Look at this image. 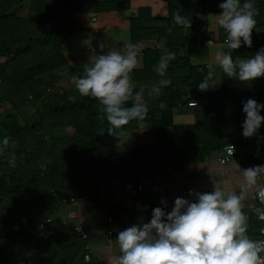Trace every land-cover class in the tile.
Instances as JSON below:
<instances>
[{
    "label": "trees",
    "instance_id": "trees-1",
    "mask_svg": "<svg viewBox=\"0 0 264 264\" xmlns=\"http://www.w3.org/2000/svg\"><path fill=\"white\" fill-rule=\"evenodd\" d=\"M165 1L169 15L162 20L154 19L147 8L133 15L131 0H0V104L11 105L7 113L0 115V264H100L93 258L85 261L88 251L75 240L72 225L52 224L58 204L88 193L111 178L122 184L139 183L143 174L176 162L177 140L171 137L182 139L199 129L210 130L212 123L190 125L185 131L173 132L159 140L162 144L138 143L137 137L144 129L170 127L177 107L205 102L210 114L218 101L216 87L206 92L197 88L209 73L208 66L198 59L207 56L205 41L212 36L203 30L208 23L202 11L204 0ZM253 2L259 9L253 46H242L232 53L233 59L250 58L264 49V0ZM86 4L88 7H84ZM217 4H220L217 0L212 1V13L218 11ZM24 9L27 15H21ZM89 10L87 14L91 17L129 14L131 42H145L138 57L139 65L130 74L134 91L140 90L138 83L168 81L158 97L149 95L150 89H145L144 102L149 111L144 120H133L114 129L98 118L96 100L80 95L75 86L69 91L54 88L59 71L68 65L63 46L73 33L82 29L84 12ZM176 13L187 17L191 28L174 24ZM165 20L167 36L160 46L161 28L154 24ZM96 36H100L97 31ZM154 38L157 44H149ZM100 39L97 38L96 45ZM121 48L124 51V46ZM166 52H174L176 58L169 62L162 78L154 69ZM223 88L224 105L218 107L219 111L227 112L229 107L236 116L233 123L227 114L221 117L226 132L221 143L205 142L208 147L200 145L189 151L199 158H207L213 151L223 152L233 142L232 133L243 132L244 119L238 117L245 116L244 102L251 98L264 104V77L241 82L235 77L229 79L223 72ZM50 97L54 99L47 101ZM35 103H40L36 115L21 122L18 111ZM161 103L166 107L162 109ZM5 137L9 138L7 147L3 145ZM121 137L127 140L119 145ZM71 140L74 155L64 159L61 153L70 148L63 145L72 144ZM13 155L14 168L8 164ZM257 224L259 230L264 221Z\"/></svg>",
    "mask_w": 264,
    "mask_h": 264
},
{
    "label": "clouds",
    "instance_id": "clouds-1",
    "mask_svg": "<svg viewBox=\"0 0 264 264\" xmlns=\"http://www.w3.org/2000/svg\"><path fill=\"white\" fill-rule=\"evenodd\" d=\"M212 1L210 11L204 13L207 20L212 14ZM219 7L221 13L213 16L217 26L226 33L223 45L226 50L216 54L217 64L229 79L235 77L241 82H254L264 77V49L238 61H234L232 56L242 45L253 46L252 35L259 9L253 0H223ZM173 21L176 25L191 28V21L179 13L173 16ZM203 30L211 33L208 23ZM214 42L211 36L205 41V46L209 47ZM98 47L101 52H92L84 74H74L72 84L80 95L98 102V118L106 120L112 128L120 129L130 121L144 120L149 111L144 102L145 88L134 91L130 75L139 65L138 57L145 47L143 42L126 43L123 52L112 50L104 53V45L99 44ZM175 58L174 52L162 55L154 69L157 75L165 77L169 62ZM212 77L210 70L197 88L201 92L214 89L216 84ZM167 83L166 79H160L151 86L149 95L160 96ZM160 107L163 109L166 105L161 103ZM243 112L242 135L246 139L254 138L264 126V116L261 115L264 104L249 98L243 103ZM8 144L9 138L5 137L3 145L7 147ZM8 164L13 168L16 166L14 155ZM244 176L247 184L255 187L256 198L264 204V186L258 184V179L264 177V165L245 169ZM189 195L195 196V200L177 197L171 212L156 207L149 222L119 231L116 237L121 252L118 264H264V240H253L247 235V217L241 196L235 193L225 195L218 188L203 193L190 190ZM163 203L167 207V202ZM255 211L264 221V210ZM87 254L91 260V254Z\"/></svg>",
    "mask_w": 264,
    "mask_h": 264
},
{
    "label": "crops",
    "instance_id": "crops-1",
    "mask_svg": "<svg viewBox=\"0 0 264 264\" xmlns=\"http://www.w3.org/2000/svg\"><path fill=\"white\" fill-rule=\"evenodd\" d=\"M194 1L198 2V0ZM217 1L218 3L223 2V0ZM219 5L217 4L218 11L213 12L208 19V27L215 42L206 48L207 58H200V62L207 65L209 71H212V80L215 81L219 92L215 109L209 114L205 102H200L195 107L189 105L177 107L174 109L173 124L170 127L144 129L140 132V137H155V140L158 139L156 137L166 138L171 136L170 134L173 132L187 130L190 125L200 126L204 123H212L210 130L207 127L193 131L185 138L183 136L182 139L185 144H180L178 149L175 148L178 157L174 166L171 165L159 171L143 174L138 184H144L145 190L135 197L124 190L120 181L111 178L97 188L90 189L87 194L85 193V196H81V194L66 202L61 201L57 206V211L53 214L52 224L64 223L73 227L80 225L84 228L86 237L83 238L75 234L74 238L82 249L88 251L92 258L100 264H118V258L121 255L117 240H111L107 235V231L111 228L108 218L114 219L113 230L115 237H117L119 231L134 224L149 222L152 211L156 207L163 208L165 212H171L177 197L195 200V196L189 195L190 190L203 193L218 188L225 195L235 193L241 196L243 211L247 217V235L253 240L258 237L257 222L260 219L255 210H264V204L256 198L255 187L247 184L244 170L257 165H264V128L262 127L259 134L252 139L244 138L240 131L232 133L231 140L233 142L230 144L236 142L237 152L235 158L225 164L220 161L222 151H213L207 158H199L194 152H189L194 148H199L200 145L208 147L205 142L221 143L226 135L224 125L220 120L221 117L227 114L229 121L233 123L236 116L229 107H227V112L219 111L220 108H218L224 105L223 100L225 98L223 95V71L217 64L215 57L218 52L226 50L223 47L226 33L217 26L216 17L213 16L221 13L222 10H219ZM143 8L149 9L154 19L163 20L169 15L168 4L165 0H131V13L133 15L139 14V10ZM129 17V14L125 16L100 14L99 18L93 16L88 20L84 15L82 29L79 31L82 32L81 34H85L87 39L95 35V31H97L101 35L100 44L104 45V51H108L110 45L121 48L126 43H132L129 37V29L132 26ZM93 19L97 20L93 22ZM154 25L161 28L159 45L163 46L167 36L166 20L159 21ZM84 28L88 31H82ZM107 35L111 36V40H104ZM96 37L100 38V36ZM142 42L145 45V42ZM96 43L92 42V44ZM152 43L157 44L155 38L149 41V44ZM240 59H245V57L234 58V61ZM153 84H155L154 81L138 83L137 86L150 89ZM32 109L36 111L35 108ZM210 115L212 116L211 122ZM238 118L243 120L245 116L241 115ZM215 119L218 120L215 121ZM204 130L206 131L204 132ZM192 141H195L194 144L196 145L187 144ZM202 143L204 144L202 145ZM143 145L150 144L143 143ZM152 184L163 188L166 191L165 194L155 195L151 193L149 186ZM258 184L264 186V177L258 179ZM164 201L167 202V207H165Z\"/></svg>",
    "mask_w": 264,
    "mask_h": 264
},
{
    "label": "rangeland",
    "instance_id": "rangeland-1",
    "mask_svg": "<svg viewBox=\"0 0 264 264\" xmlns=\"http://www.w3.org/2000/svg\"><path fill=\"white\" fill-rule=\"evenodd\" d=\"M204 4L205 3H202V11L205 13ZM84 7H88V4H86ZM202 11H201V8L199 7V16H201V14H203ZM87 12H90V10L85 11L84 15L86 16V19L88 18V20H89V18H92V17L90 16V14H87ZM19 13H20V11H19ZM27 14H28L27 9H24L21 12V15H27ZM99 15L96 14L95 17L99 18ZM210 17H211V15H210ZM81 33L82 32H80V31L79 32L76 31L75 33H73L68 38L65 45L63 46L62 50L68 58V65L66 66V68L59 71L58 79L55 81V84H54V88L57 90H61V89L66 90V91L72 90L74 88V85L72 84L71 77L74 74L83 75L85 72V67L88 66V64H89V60H90V57L92 55V52L93 51H95L97 53L101 52V49L98 47L99 44L98 45L92 44V42H97L96 34L91 36L89 39H87V36L85 34H81ZM100 38H101V35H100ZM104 40H111V36L110 35L105 36ZM89 42H91V43H89ZM112 50L123 52V48H119V47H115V46L110 45L108 47V51H112ZM103 51H104V48H103ZM108 51H104V53H107ZM77 52H79V53H77ZM204 58H207V56H205ZM198 61L200 62V59H198ZM193 63H195V61ZM53 99H54V97H52V98L50 97L47 99V101L53 100ZM50 103H52V101H50ZM39 105H40V103H35L33 105H29L25 108L20 109V111H18L19 120L21 122H23V120H26V121L31 120L36 115L35 114L36 111H33L34 109H32V108L36 109L39 107ZM10 109H11V105L9 103L0 104V114L1 115H4ZM156 138H158V139L155 140V137H140V136L137 137L138 143L140 145L143 143L151 144L152 142L154 143L155 141H157V144H162V142H160L159 140H162L160 138H165V137H156ZM171 138H173L174 140H177V141H175V144H174V147L176 149L179 148L180 144H185L183 139H176L174 137H171ZM135 139L136 138H134V140ZM126 140H127L126 137L119 138V140H118L119 145L124 144L126 142ZM71 143L72 144L65 143L63 145V148H67V147L70 148L68 151L61 153L60 156H63L64 159H68V158L71 159L74 155L75 146H74L73 140H71ZM194 143H196V142L192 141V142H189L187 144L193 145ZM112 144H113V142H112ZM9 156H10V154L7 157H9ZM171 165L174 166V164H171ZM152 185H156V184H152ZM152 185L149 186V190H150V187ZM144 187H146V186L144 185Z\"/></svg>",
    "mask_w": 264,
    "mask_h": 264
},
{
    "label": "built area",
    "instance_id": "built-area-1",
    "mask_svg": "<svg viewBox=\"0 0 264 264\" xmlns=\"http://www.w3.org/2000/svg\"><path fill=\"white\" fill-rule=\"evenodd\" d=\"M211 0H205V4H204V8H205V12L208 14V12L210 11V4ZM206 29V26L204 27ZM189 106L191 107H195L197 106L196 102H190ZM236 152H237V147L234 144H228L225 148L224 151L220 157V161L222 164H225L231 160H233L236 156ZM123 188L124 190L129 193L132 197H135L138 193H141L145 190V187L143 184H137L133 181H126L123 183ZM150 190L153 194L155 195H164L165 194V190L157 185H152L150 187ZM259 201V199H258ZM260 202V201H259ZM108 223L109 226L112 228H109V230L107 231V235L111 240H115L116 237L114 235V230H113V224H114V219L113 218H108ZM75 232L82 236L83 238L86 237V233L84 231V229L81 226H77L75 227ZM256 240H264V224L261 226V228L258 231V237ZM264 255V254H262ZM86 261L90 260V256L87 254L85 257Z\"/></svg>",
    "mask_w": 264,
    "mask_h": 264
}]
</instances>
